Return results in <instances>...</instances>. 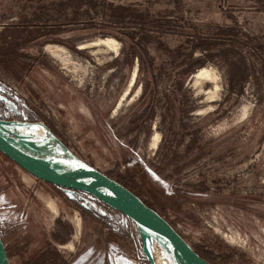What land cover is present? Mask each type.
<instances>
[{"label": "rangeland", "instance_id": "rangeland-1", "mask_svg": "<svg viewBox=\"0 0 264 264\" xmlns=\"http://www.w3.org/2000/svg\"><path fill=\"white\" fill-rule=\"evenodd\" d=\"M0 119L46 127L213 263L264 264V0H0ZM0 233L11 264H150L128 216L1 151Z\"/></svg>", "mask_w": 264, "mask_h": 264}, {"label": "water", "instance_id": "water-1", "mask_svg": "<svg viewBox=\"0 0 264 264\" xmlns=\"http://www.w3.org/2000/svg\"><path fill=\"white\" fill-rule=\"evenodd\" d=\"M6 122L0 119V150L3 153L39 179L91 194L105 205L128 216L139 228L150 264H156L148 246L153 236L172 252L177 264H215L201 254L162 213L123 182L70 150H52L7 131L4 126ZM0 264H11L1 233Z\"/></svg>", "mask_w": 264, "mask_h": 264}, {"label": "bare ground", "instance_id": "bare-ground-1", "mask_svg": "<svg viewBox=\"0 0 264 264\" xmlns=\"http://www.w3.org/2000/svg\"><path fill=\"white\" fill-rule=\"evenodd\" d=\"M100 42L105 43V44H112L114 47L118 46V43L113 39L101 40ZM207 73L208 72L206 69H202L201 72H199L196 75V77L199 78L200 76L207 74ZM134 79H135V77L133 78V81H134ZM14 132H17L19 135H25L28 137L31 136V137L36 139V142L39 145L46 147V148H49V149H52V150L58 151L59 150V144H61L56 138H54V136L50 133V131L46 127H44L40 124L39 125L38 124L19 125L16 127ZM155 139H156V137H155ZM61 151H68V150L63 145H61ZM167 258H168L167 256H164L163 254H159V252H157L156 264H172V262H170ZM186 263L190 264L188 262H186Z\"/></svg>", "mask_w": 264, "mask_h": 264}, {"label": "trees", "instance_id": "trees-1", "mask_svg": "<svg viewBox=\"0 0 264 264\" xmlns=\"http://www.w3.org/2000/svg\"><path fill=\"white\" fill-rule=\"evenodd\" d=\"M70 1H73V0H70ZM117 11L115 10V13H116V15L118 16V17H125L126 15H125V12L124 11H122V10H126V6L124 5V4H118V6H117ZM241 71L240 72H236V73H233V75H234V77H241ZM233 77V76H232ZM1 151V150H0ZM2 152V151H1ZM3 153V152H2ZM5 154V153H4ZM121 182H123V181H121ZM124 183V182H123ZM126 186H128V187H130L132 190H134L135 191V189L133 188V187H131L130 185H128L127 183H124ZM135 192H137V191H135ZM86 194H88V193H86ZM139 194V193H138ZM88 195H90V196H92L91 194H88ZM93 197V196H92ZM94 198V197H93ZM96 199V198H95ZM98 200V199H97ZM146 200V199H145ZM101 202V201H100ZM146 202L148 203V204H150L151 206H153L152 205V203H150L149 201H147L146 200ZM105 205V204H104ZM107 206V205H106ZM108 207V206H107ZM154 207V206H153ZM155 208V207H154ZM161 213V212H160ZM8 254H9V251H8ZM44 254V253H43ZM43 259V256H40V258L38 259V260H40L39 262H38V264H44V260H42Z\"/></svg>", "mask_w": 264, "mask_h": 264}]
</instances>
